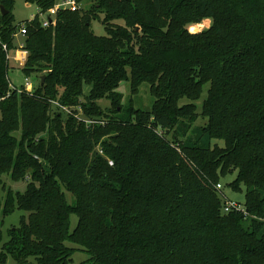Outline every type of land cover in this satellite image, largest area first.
Instances as JSON below:
<instances>
[{
	"label": "trees",
	"instance_id": "obj_1",
	"mask_svg": "<svg viewBox=\"0 0 264 264\" xmlns=\"http://www.w3.org/2000/svg\"><path fill=\"white\" fill-rule=\"evenodd\" d=\"M23 1L39 12L16 24V0H0V264H72L76 251L80 264H264V0H93L48 28L57 1ZM21 44L33 92L9 78ZM144 84L150 110L133 100ZM235 172L244 212L224 213L217 185Z\"/></svg>",
	"mask_w": 264,
	"mask_h": 264
},
{
	"label": "rangeland",
	"instance_id": "obj_2",
	"mask_svg": "<svg viewBox=\"0 0 264 264\" xmlns=\"http://www.w3.org/2000/svg\"><path fill=\"white\" fill-rule=\"evenodd\" d=\"M57 4L62 3L64 0H56ZM93 3V0H85V2L82 5H79L80 8H85L89 9ZM39 12L38 8L36 5H29L26 4L23 0H16L15 7H14V15L16 18V24H21L23 21L30 20L32 19L35 15H37ZM103 15H100V20H94L92 22V30L97 36H106V31L105 27L102 23ZM117 24L119 25H124L123 20H118L116 21ZM213 25V20L210 18L204 19L201 23L198 24H190L187 28L190 31H205L211 28ZM16 41L19 42L21 41V36L17 34L16 36ZM16 52V51H15ZM21 52V50L19 51ZM20 56V54H19ZM12 65L14 66L13 68L10 69L9 71V78L12 83L16 88H21L24 87L26 84V76L22 71V67L19 65L17 66L16 62L11 61ZM33 80L32 78H30ZM34 84V80H33ZM208 86L205 88L204 92V97L206 96V90ZM148 85L144 84L142 85L140 89V93L137 96L133 97L134 103L137 108L143 109V110H150L153 104V98L150 96ZM89 91V87H85V93L87 94ZM118 92L122 93L124 95V100H123V105L124 107H127L129 105L130 99H131V93H130V84L128 82H124L120 85V88L118 89ZM202 100L197 102L199 105L201 104ZM99 105L103 109H108L110 108V102L109 100H101L99 101ZM56 108L54 107V111ZM206 120L203 118H200L196 123L195 126H202L205 125ZM214 144H219L220 146H224V142L214 140ZM5 179H3L5 182L4 184L11 189H13L15 192H24L26 190L27 182L26 181H21V182H13L10 180L7 176H4ZM237 177V172L234 174L228 175L226 178H223L221 180V185H222V192L225 194V196L231 200L239 203L240 205L244 206L245 203V192H246V187L242 186V191L240 192H235L233 191L228 185L232 183ZM2 186H0V194L4 195L2 192ZM67 199L70 202H73L72 196L66 192ZM23 212L16 211L13 213L11 216L7 217L5 219L4 226L2 228L3 234H4V240L7 241L8 236L7 232L11 227H15L19 225V219L23 215ZM78 223V218L75 215L71 216V231L75 229ZM69 247L73 248H78V246L74 244H67ZM0 244V248H1ZM88 255L81 252V251H76V253L73 256V263L72 264H80L86 260H88ZM6 264H14V261L10 258Z\"/></svg>",
	"mask_w": 264,
	"mask_h": 264
},
{
	"label": "built area",
	"instance_id": "obj_3",
	"mask_svg": "<svg viewBox=\"0 0 264 264\" xmlns=\"http://www.w3.org/2000/svg\"><path fill=\"white\" fill-rule=\"evenodd\" d=\"M80 6L79 4H77V2L75 0H64L62 3L56 4L52 9H50L48 11L47 14L45 15H41L42 18V23H43V27L48 28L50 27L52 24L55 23V16L57 15V12L61 9H71V10H77L79 9ZM20 36H25L26 35V28L24 26L21 27V30L18 33ZM17 36V35H16ZM4 49H6V46H4ZM21 50V52H19ZM14 54V55H13ZM19 54H21V56H19ZM7 58L9 59V61L12 60H16L19 64L20 67H23L25 65L26 59H27V53L23 50V45H20L19 50L16 53H12V52H7ZM24 89L28 92H33L34 90V84L33 81L30 78H26V84L24 86ZM53 107H58L61 108V110L68 112L69 109L66 107H62L60 104H58L57 102H53ZM91 122V121H88ZM99 153L101 155H103V152L99 150ZM110 165H113V162L110 161L109 162ZM217 189L221 190L222 189V185H217ZM231 211H241L244 212V208L242 205H240L239 203L235 202V201H231V200H227L224 203L223 206V212L224 213H229Z\"/></svg>",
	"mask_w": 264,
	"mask_h": 264
},
{
	"label": "water",
	"instance_id": "obj_4",
	"mask_svg": "<svg viewBox=\"0 0 264 264\" xmlns=\"http://www.w3.org/2000/svg\"><path fill=\"white\" fill-rule=\"evenodd\" d=\"M1 12H2V15H6L8 12L4 9V7L1 8ZM44 80H45V76H43L41 78V84L44 83Z\"/></svg>",
	"mask_w": 264,
	"mask_h": 264
},
{
	"label": "crops",
	"instance_id": "obj_5",
	"mask_svg": "<svg viewBox=\"0 0 264 264\" xmlns=\"http://www.w3.org/2000/svg\"><path fill=\"white\" fill-rule=\"evenodd\" d=\"M18 50H19V49H18ZM18 50H17V51H18ZM17 51H16V52H17ZM16 52H12V53H16ZM13 55H14V54H13ZM12 61H13V62H16L17 66L19 65L18 62H17L16 60H12ZM10 62H11V61H10ZM10 64H11V66H12V68H13L14 66L12 65V63H10ZM32 79H33V78H32ZM33 80H34V79H33ZM33 80H32V81H33Z\"/></svg>",
	"mask_w": 264,
	"mask_h": 264
},
{
	"label": "bare ground",
	"instance_id": "obj_6",
	"mask_svg": "<svg viewBox=\"0 0 264 264\" xmlns=\"http://www.w3.org/2000/svg\"><path fill=\"white\" fill-rule=\"evenodd\" d=\"M20 56H21V54H20Z\"/></svg>",
	"mask_w": 264,
	"mask_h": 264
}]
</instances>
